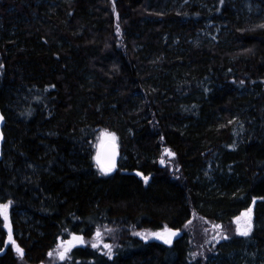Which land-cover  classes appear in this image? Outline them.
I'll return each mask as SVG.
<instances>
[{
  "label": "trees",
  "instance_id": "obj_1",
  "mask_svg": "<svg viewBox=\"0 0 264 264\" xmlns=\"http://www.w3.org/2000/svg\"><path fill=\"white\" fill-rule=\"evenodd\" d=\"M0 70V264H264V0H0Z\"/></svg>",
  "mask_w": 264,
  "mask_h": 264
},
{
  "label": "water",
  "instance_id": "obj_2",
  "mask_svg": "<svg viewBox=\"0 0 264 264\" xmlns=\"http://www.w3.org/2000/svg\"><path fill=\"white\" fill-rule=\"evenodd\" d=\"M0 76H1V70H0ZM4 124H5V119H4V116L2 115L1 110H0V161L2 159V148H3V144H4V140H5L4 134H3ZM99 154H100L101 164H103V166L105 168L111 167L112 170H114L116 168L117 162H118V147L114 141H111V140L105 141L100 147ZM113 164H114V167H112ZM4 228L6 231V244L7 245L13 244V242L15 241V236L13 234L12 226H11L8 218H6L4 221ZM173 233H174V235H172ZM181 235L182 234L180 231L174 230L172 232H169L168 234L166 233V235H164V236L174 238L176 236L180 237ZM14 247H15V250L17 252L18 247L15 244H14ZM18 254L20 256L24 255L23 253H22V255L20 253H18Z\"/></svg>",
  "mask_w": 264,
  "mask_h": 264
},
{
  "label": "snow or ice",
  "instance_id": "obj_3",
  "mask_svg": "<svg viewBox=\"0 0 264 264\" xmlns=\"http://www.w3.org/2000/svg\"><path fill=\"white\" fill-rule=\"evenodd\" d=\"M113 139H114V137H113ZM168 154L169 155H172V153H168ZM97 162L98 163H101V161H100V154L99 153L97 155ZM112 167H114V164L112 165ZM111 170H112L111 167L105 168L103 166V164H101V171L102 172L107 173V172H110ZM7 207H8L7 205L4 206V213L3 214L5 215V219L7 218ZM250 213H251V209H249L248 213H245V215L249 216V220H250ZM237 223H239V220L237 221ZM250 230H251V224L250 223L248 224V227L245 228V229H239L238 228V231H240V234H242V235H247ZM98 235H99V233H98ZM154 235H156L157 238H163V235L160 234V233H156ZM172 235H174V233ZM165 242L166 243H170V239L165 240ZM17 252L22 255V251L19 248H17ZM50 255H51V253H50ZM60 258L63 259L64 258V255L61 254Z\"/></svg>",
  "mask_w": 264,
  "mask_h": 264
},
{
  "label": "rangeland",
  "instance_id": "obj_4",
  "mask_svg": "<svg viewBox=\"0 0 264 264\" xmlns=\"http://www.w3.org/2000/svg\"><path fill=\"white\" fill-rule=\"evenodd\" d=\"M252 8H254V5H252L251 3L249 4V5H246V10H252ZM254 11V13L255 14H260V12L259 11H256V10H253ZM113 137L114 136H112V135H106V136H104L103 137V139H102V144L105 142V141H107V140H111V141H114V142H116L115 141V137H114V139H113ZM101 144V145H102ZM101 147V146H100ZM123 160V156L121 155L120 157H118V163L120 162V161H122ZM117 163V164H118ZM100 164V166H101V163H99ZM111 171H114V170H111ZM21 221V218L19 217V216H17V219H16V221L15 222H17V223H19ZM193 225H194V223L192 224V227H193ZM13 230V234L15 235V234H17L19 231H16V229H12ZM196 230H193V233L195 234L196 232H195ZM105 234H107L106 232H99V235L97 234L95 237H99V236H103V235H105ZM74 241V243H75V245H78L80 242H78V240L77 239H74L73 240ZM81 244V243H80ZM63 252V251H62ZM61 252V253H62ZM52 257H55V255L54 256H52L51 255V257L50 258H52Z\"/></svg>",
  "mask_w": 264,
  "mask_h": 264
}]
</instances>
